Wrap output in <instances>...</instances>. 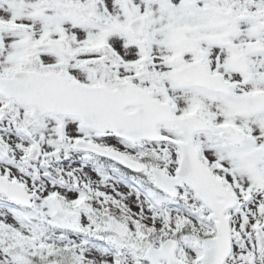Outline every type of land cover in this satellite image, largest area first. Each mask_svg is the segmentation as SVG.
Returning a JSON list of instances; mask_svg holds the SVG:
<instances>
[{
    "label": "snow or ice",
    "instance_id": "obj_1",
    "mask_svg": "<svg viewBox=\"0 0 264 264\" xmlns=\"http://www.w3.org/2000/svg\"><path fill=\"white\" fill-rule=\"evenodd\" d=\"M0 264H264V0H0Z\"/></svg>",
    "mask_w": 264,
    "mask_h": 264
}]
</instances>
